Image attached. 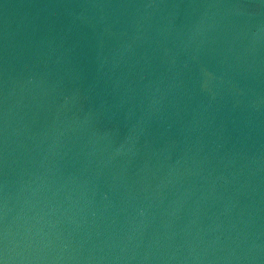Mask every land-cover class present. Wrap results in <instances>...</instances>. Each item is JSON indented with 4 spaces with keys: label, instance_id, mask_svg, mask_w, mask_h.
<instances>
[{
    "label": "water",
    "instance_id": "obj_1",
    "mask_svg": "<svg viewBox=\"0 0 264 264\" xmlns=\"http://www.w3.org/2000/svg\"><path fill=\"white\" fill-rule=\"evenodd\" d=\"M0 264H264V0H0Z\"/></svg>",
    "mask_w": 264,
    "mask_h": 264
}]
</instances>
